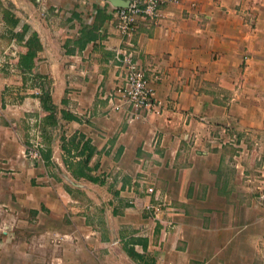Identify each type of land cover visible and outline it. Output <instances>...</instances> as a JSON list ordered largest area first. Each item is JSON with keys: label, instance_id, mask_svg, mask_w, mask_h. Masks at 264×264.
I'll return each mask as SVG.
<instances>
[{"label": "crops", "instance_id": "crops-1", "mask_svg": "<svg viewBox=\"0 0 264 264\" xmlns=\"http://www.w3.org/2000/svg\"><path fill=\"white\" fill-rule=\"evenodd\" d=\"M158 10L0 0V264H264V0ZM123 49L157 112L108 103Z\"/></svg>", "mask_w": 264, "mask_h": 264}, {"label": "built area", "instance_id": "built-area-1", "mask_svg": "<svg viewBox=\"0 0 264 264\" xmlns=\"http://www.w3.org/2000/svg\"><path fill=\"white\" fill-rule=\"evenodd\" d=\"M91 1V0H83ZM168 0H131L126 7H114L113 17L118 32L131 36L136 27V20L154 22L159 17L158 7ZM130 44V43H129ZM118 61L117 83L108 94V103L116 110H123L129 114H137L141 110L157 112L158 104L153 102L154 89L146 79L145 70L137 65L130 50H120ZM2 113L0 112V115ZM34 137L29 142L30 155L36 160L42 158L43 144L34 130ZM257 196L264 201V183L257 186ZM151 192V187L147 188ZM169 235L168 230H162L161 238Z\"/></svg>", "mask_w": 264, "mask_h": 264}, {"label": "trees", "instance_id": "trees-1", "mask_svg": "<svg viewBox=\"0 0 264 264\" xmlns=\"http://www.w3.org/2000/svg\"><path fill=\"white\" fill-rule=\"evenodd\" d=\"M54 118H52V119H49V118H44V119H42V120H40V124H41V128H42V130H43V134H44V141H45V143H46V147H45V150H42V155H43V157L45 158V160H48V158H50V155H51V152H52V149L49 147V141H50V137L46 134L47 133V131H46V126L47 125H52L53 123H54ZM74 147H75V145H74ZM85 147H86V149H87V151H90L92 148L89 146V145H85ZM62 148H65L64 147V145H62ZM88 157V154L86 155V157L85 158H87ZM87 161H88V159H85V162H83V163H77V164H75V166L73 167V163H71V162H68V166L71 168V170H72V167H73V171H75V172H78V173H81L82 171H83V169H91V168H87L86 167V164L85 163H87ZM96 165H94V167H95ZM90 179H92L93 180V178H90Z\"/></svg>", "mask_w": 264, "mask_h": 264}, {"label": "water", "instance_id": "water-1", "mask_svg": "<svg viewBox=\"0 0 264 264\" xmlns=\"http://www.w3.org/2000/svg\"><path fill=\"white\" fill-rule=\"evenodd\" d=\"M103 1L110 2L113 5V7H126L128 6L130 0H103Z\"/></svg>", "mask_w": 264, "mask_h": 264}]
</instances>
